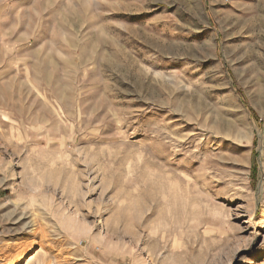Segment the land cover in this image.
Instances as JSON below:
<instances>
[{
	"label": "rangeland",
	"instance_id": "374dc122",
	"mask_svg": "<svg viewBox=\"0 0 264 264\" xmlns=\"http://www.w3.org/2000/svg\"><path fill=\"white\" fill-rule=\"evenodd\" d=\"M0 264H264V0H0Z\"/></svg>",
	"mask_w": 264,
	"mask_h": 264
},
{
	"label": "trees",
	"instance_id": "16d2710c",
	"mask_svg": "<svg viewBox=\"0 0 264 264\" xmlns=\"http://www.w3.org/2000/svg\"><path fill=\"white\" fill-rule=\"evenodd\" d=\"M254 170H256V169H254Z\"/></svg>",
	"mask_w": 264,
	"mask_h": 264
}]
</instances>
